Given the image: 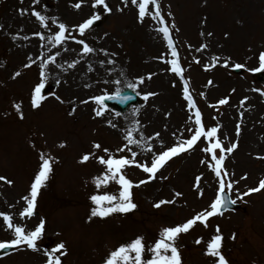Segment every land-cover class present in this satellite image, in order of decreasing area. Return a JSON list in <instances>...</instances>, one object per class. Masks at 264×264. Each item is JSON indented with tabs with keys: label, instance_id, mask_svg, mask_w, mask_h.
Listing matches in <instances>:
<instances>
[{
	"label": "rangeland",
	"instance_id": "1",
	"mask_svg": "<svg viewBox=\"0 0 264 264\" xmlns=\"http://www.w3.org/2000/svg\"><path fill=\"white\" fill-rule=\"evenodd\" d=\"M106 2L112 8L111 13L103 12L102 6L93 7L94 0L83 3L39 0L36 4L32 0H0V176L13 181L11 185L0 181V212L10 214L12 222L23 226L25 231L33 230L41 219L46 221L37 250L17 246L8 255L0 256V264H44L47 259L44 250L53 249L60 242L66 245L61 264H103L110 251L120 244L139 235L151 244L163 227L210 210L217 196L219 178L215 176V162L211 153L204 151L210 147L207 137L170 158L154 179L148 180L151 174L140 167L151 166L154 155L194 134L198 127L194 123L195 109L187 107L182 94L183 80L171 72L173 57L166 39L157 30L160 25L148 15L141 23L138 7L130 0L128 5L123 0ZM77 3H81L79 9L75 7ZM159 3L170 26L184 78L201 110L205 130L218 127L217 137L211 142L220 139L225 150L233 143L238 145L232 153H221L220 149L216 152L217 156H226L225 189L228 190L227 183L231 181L230 194L244 209L216 214L208 219L207 227L198 221L189 232L182 233L176 242L182 264H213L216 258L205 251L217 225L223 235L222 252L230 264H264V189L244 195L264 180V83L257 82L251 74L255 69H264L259 59L264 53V0H159ZM21 9L28 12L21 14ZM33 9L49 18L57 17L72 29L71 35L76 39L53 45L47 36L59 30L58 23L49 19L48 28H44L33 15ZM154 10L155 6L150 4L149 11ZM96 12H101V20L81 36L74 26ZM173 22L175 28H171ZM37 31L44 33L43 41L33 35ZM14 35L16 39L12 38ZM25 36L29 38L24 39ZM79 39L96 51L84 54ZM201 45L207 46L201 49ZM100 49H106L108 55ZM48 55L56 57L46 70V89L50 86V91L42 90L47 98L42 106L33 108L31 95L41 79L39 58L46 59ZM29 56L37 63L25 68ZM213 57H218V62ZM224 60L229 61L227 67ZM72 61H77L75 67H70ZM236 63L243 65L244 73L230 71ZM17 71L21 75L14 78ZM138 77H144L143 82ZM56 80L60 81L58 85L54 83ZM129 83L137 85L135 90L131 89L139 96L137 103L122 111L108 106L104 115L97 117L95 111L102 105L90 97L115 93L117 88H128ZM148 92L156 95L144 100ZM220 99L227 102L220 105ZM15 103H21L23 119ZM108 120L116 127L110 126ZM131 129H135L133 138L151 144L150 150L129 145L137 152L135 162L122 169L132 181H146L133 188L138 207L126 214L89 220L90 210L95 206L90 195L118 194L120 189L115 181L96 188L93 178L105 171L97 157L107 158L108 154L102 151L107 147L117 158L125 155L133 159L127 148L116 151L127 144L125 137ZM94 142L100 143L101 149H95ZM89 152L95 156L82 163L80 158ZM40 153L51 154L57 160L38 196L36 213L22 217L20 213L26 207L22 197L29 193L41 163ZM177 192L181 195L177 196ZM161 199L172 203L154 207ZM201 237L203 240L197 244ZM13 238V230L7 229L0 217V241ZM149 255L146 253V258Z\"/></svg>",
	"mask_w": 264,
	"mask_h": 264
},
{
	"label": "snow or ice",
	"instance_id": "2",
	"mask_svg": "<svg viewBox=\"0 0 264 264\" xmlns=\"http://www.w3.org/2000/svg\"><path fill=\"white\" fill-rule=\"evenodd\" d=\"M39 0H32L33 4L38 3ZM84 0H81L83 3ZM81 3L75 4V7L79 9L81 7ZM125 5L129 4V0H123ZM132 5L138 7V19L141 23L144 22L146 15L151 16L152 20L155 21L157 24L160 25L158 27V32L163 35V37L167 41V47L171 50V57L170 60L171 64V72L178 74L180 79L183 80V89L182 94L183 97L186 99L187 107L189 109H195V120L194 123L198 127L195 128L194 134L191 135L189 139L186 141H180L175 146L168 147L167 150L160 152L158 155H154L151 166L147 164H141L140 167L143 168L145 173L151 174L148 176V180L156 178V174L160 168H162L165 163L172 157L177 156L178 154L193 148L196 145L197 141L200 140L201 137L209 138L210 147L204 149L205 152L211 153V160L215 162L214 164V171L215 176L219 178V192L220 194L215 197V199L210 204V210L205 209L199 213H197L192 218L187 219L185 222L177 223L174 226H167L163 227L159 232L158 238L151 244L146 242V237L143 235H139L136 238L132 239L131 241H126L120 244L117 248L110 251L108 256L103 261V264H182V255L181 251L177 245V240L179 239L182 233L189 232L198 221H201L207 227L208 219L216 214H223V210L230 205L235 204L237 201L232 199L231 196L225 192V176L227 175L226 170L223 168L224 161L226 156L221 154L217 156V149H220L221 153L225 151L227 153H232L234 149L237 148V143L231 144V146L227 147L226 150L221 142L220 139H215V142H211L212 138L217 137L218 127H211L207 131L205 130V125L202 123V113L201 110L196 106V102L193 99L192 94L189 90V82L187 79L184 78V69L181 67L177 47L174 44L173 37L170 34V26L165 21V16L161 13V5L159 0H130ZM153 4L155 6L154 12L149 11V5ZM95 6H102V11L105 13H111L112 8L109 6V3L106 0H94L93 7ZM123 11V9H120ZM21 14H25L28 12V9H21ZM32 13L38 20L42 23L44 28H48V21L51 19L53 24L58 23L59 30L53 34H49L47 39L53 45H60L61 42L72 39L75 40L76 37L72 36V29L69 28L64 22H59L57 17H51L44 15L41 11H37L35 9L32 10ZM169 16L172 15L171 12L168 13ZM101 12H96L90 18L83 20L80 24L74 26L78 29L81 36H83L86 30L92 28L94 26V22L101 20ZM174 22L171 25V28H175ZM67 33V35H66ZM33 35L39 37L42 41L45 39V35L43 32L37 31ZM107 35V34H105ZM203 35V33H202ZM209 36L212 33H208ZM16 39L17 37L14 35L12 37ZM28 36H25L24 39H28ZM79 44L83 46L82 52L84 54H90L96 51L92 46H90L84 39H79L77 41ZM207 45H201V49L206 47ZM201 49H198L201 50ZM101 52H104L105 55H108L106 49H100ZM60 53L57 52L56 56H59ZM111 55H116L112 53ZM55 56L48 55L47 58L40 57L39 62V76L41 77L40 81L35 85L33 89V93L31 95V104L33 108H39L42 106V102L47 98L46 95L42 94V90L45 92L50 91L49 88L46 89V82L48 81V74L46 70L49 67V62L55 61ZM260 66L264 68V53L260 54ZM214 61L219 60L218 57H213ZM28 63L24 65L25 68L31 67L33 64H36L37 61L33 60L31 56L28 58ZM112 63L111 60L108 61ZM77 61H72L70 67H75ZM101 64L104 61L100 62ZM224 66L227 67L229 61H223ZM207 68V65L205 66ZM235 68L240 69L243 67L240 63H236L234 65ZM65 71L68 69L65 68ZM91 70V69H90ZM21 73L19 71L14 73V78L20 76ZM152 74H149V78ZM141 82H143L144 77H138ZM57 85L60 83L59 80L54 81ZM212 81H209L211 84ZM88 86V85H86ZM128 88L135 90L137 85L134 83H129L127 85ZM56 99L60 100L61 98L52 93ZM156 95V93L148 92L144 94V100H147L149 97ZM91 100H94L97 104L102 105V108L97 109L95 111V115L97 117H101L104 115V110L108 108L104 102L105 100H119L121 102H125L131 99V97L127 95L121 94V89L117 88L115 94L111 95H94L90 97ZM247 99V98H245ZM226 99H220L218 103L220 105H224L226 103ZM87 103V101H84ZM14 107L16 111L19 113L20 118L23 119V112L21 111V103H15ZM134 111H138V109H134ZM72 112H75V108L72 109ZM117 116L120 113H116ZM189 119H192L189 117ZM107 123L112 126L116 127V125L111 121L108 120ZM137 123H139L137 121ZM239 125H237V133H239ZM135 129H131L128 132V135L125 137L127 140V144L123 148H118L116 151L123 152L125 148L131 153L133 159H129L128 156L121 155L117 158L115 155L111 154V150L107 147H104L102 151L108 154V157L105 158L104 155H99L97 157L98 162L105 166V171L101 175H97L93 178L94 184L97 189L101 188L102 186H107L109 182L115 181L120 185V189L118 194H112L110 192H104L103 194H92L90 195V200L95 205L90 210L89 220L93 217L99 218H106L114 213H129L133 210L137 209L138 205L134 202V194L133 188L138 187L141 184H144L146 181L141 180L139 182H134L129 179L122 169L126 166L135 162L134 158L137 155V152L133 151L129 145H138L142 147H147L149 150L151 149V144L148 143L147 140L144 139H135L132 137V133ZM191 131V129H189ZM143 133H140V136L143 137ZM159 133H155V136H159ZM149 140L151 137L148 138ZM61 146H64L63 144ZM93 147L95 149H101V144L98 142H94ZM95 156L94 152L85 153L82 155L81 162L89 161L90 157ZM39 160L41 161L38 171L34 175V179L30 185L29 193L24 195L22 199L26 202V207L20 213L22 217L27 216L31 217L35 214V210L37 208V200L40 194V191L43 187L46 186L47 181L49 180L51 174L53 173V165L56 162L57 158L53 157L51 154L47 153H40ZM204 163V161H201ZM222 171L224 175H222ZM197 186H199L200 177H196ZM0 181H6L9 185L13 184L11 179H7L5 176H0ZM233 185L231 181L227 183V188L229 192L231 191ZM264 189V180H261L259 186L257 188H249L244 195H248L252 192L260 191ZM177 196L181 195L179 192L176 193ZM203 195V192L200 193ZM165 203H172V201H167L161 199L157 203H155L154 207L160 208L161 205ZM0 217H3V220L6 222V228L9 230H13L14 238L11 240L0 241V249H8L13 246H26L32 250H37L38 244L37 241L41 238L42 234L45 231V224L46 221L41 219L39 223L34 227L31 231H25V228L21 225L14 224L12 222L13 218L10 214L5 212H0ZM233 239H235V234H233ZM203 240V237L197 239L196 243L200 244ZM223 247V235L220 232V227L217 225L216 227V234L212 236L210 241L207 243L206 246V255H210L214 259L213 264H230L229 260L226 258L225 254L222 252ZM61 250H64L61 252ZM47 259L45 260L44 264H61V256L66 254V245L63 242H60L56 245L55 248L50 250H44ZM60 253L59 255L57 253ZM150 254L148 258H146L145 254Z\"/></svg>",
	"mask_w": 264,
	"mask_h": 264
},
{
	"label": "water",
	"instance_id": "3",
	"mask_svg": "<svg viewBox=\"0 0 264 264\" xmlns=\"http://www.w3.org/2000/svg\"><path fill=\"white\" fill-rule=\"evenodd\" d=\"M257 76H258V79H259V80L264 81V73H262V72H258V73H257ZM121 94L129 96V97H131V99L128 100V101H125V102H121V101H119V100H105V102L111 103V104H113V105H115V106H118L119 108H125V107L128 106L131 102H134V101H135V96H133L132 94H130L129 91L125 90V91L121 92ZM232 207H233V205H230V206L227 207V208H232ZM12 248H13V247H10V248H8V249H0V253H7V252L10 251Z\"/></svg>",
	"mask_w": 264,
	"mask_h": 264
}]
</instances>
